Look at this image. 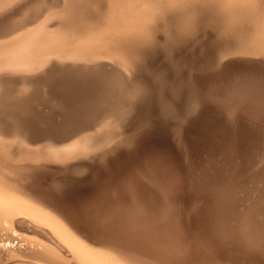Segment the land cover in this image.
<instances>
[{
	"label": "rangeland",
	"instance_id": "obj_1",
	"mask_svg": "<svg viewBox=\"0 0 264 264\" xmlns=\"http://www.w3.org/2000/svg\"><path fill=\"white\" fill-rule=\"evenodd\" d=\"M116 1L0 0V138L10 141L0 143V201L2 197L17 198L15 200H18L19 198L29 199L32 195L36 196L37 194H64L71 197L74 194V188L84 185V183L67 177L64 171L65 162L71 164L81 162L90 169L94 165L95 169L101 168L98 158L104 152H102L103 149L89 148L82 156L81 161L79 160V151L83 145V140L86 138H89L92 142H95V145L100 147L111 143L114 144L112 146L115 149L122 146L130 149L131 144L123 140V138L130 135V132H143L146 129L151 130L161 126V128H167L165 130L166 136L168 140L171 138L170 143L174 144L176 141L172 142V132L189 120L191 121L192 117L204 106L225 100L231 102L244 100L264 102V48L262 49L264 47V37L262 36L264 33L261 34L260 32L264 31V22L261 23L264 16L262 15L264 14V0H260V2L259 0H244V2L243 0H228V2L222 0L224 1L223 4L228 3L225 6L221 5L222 3L220 4L221 0H155L157 5L152 0H139L140 2L138 0H130L131 2L127 0L129 3L125 0H121L120 3L118 0L120 8ZM147 1L150 3L144 5ZM106 2L110 6L106 5ZM170 2L177 6L169 8L168 4ZM217 2L221 6L220 12L217 10L219 7ZM150 5L161 8L157 10L155 7L150 8L153 7ZM127 6L130 8L127 9ZM109 7H114V12L112 11L113 8L109 11L107 9ZM177 7H179L178 10ZM222 7L225 8L223 11L226 13L222 11ZM239 7L240 9H238ZM121 8L122 11L132 9L142 16L149 15L152 17L151 27L149 28L150 40L146 46H141L142 49H139L141 51H138V54L137 49L135 50L136 55L132 51L133 59L130 62L127 60L125 66H132L133 69L122 66L126 73L115 64L120 57L115 58L117 56L111 53L99 55L96 52L78 49L73 47L71 41H67L75 33L79 34L90 29H101L99 19L103 16V13H106V16L109 12L115 13L116 10L122 12ZM151 9L157 10L156 12L153 11L156 13L155 17ZM239 10L241 12L238 13ZM162 11L164 16L167 15L165 19L167 21L171 20L172 23L168 29L166 26V30L163 28L164 25L162 26L163 21L159 22L164 17L160 15ZM227 13L229 16H227ZM257 16L259 19H257ZM230 17L232 18L230 19ZM154 23L156 26H153ZM183 25L185 26L184 29L182 28ZM256 25L263 27L260 29V26ZM152 27L156 28L153 29ZM254 27L256 29L258 27L257 30L260 31L257 32ZM258 33L261 36H258ZM255 34L256 40L254 39ZM34 39L39 43L41 40V44H47L51 42V39L64 40L62 42L65 46L55 49L49 55L34 62L27 61L20 55L21 48L22 45L25 46ZM26 42L28 43L26 44ZM62 42L59 45H63ZM247 44H251L252 48ZM257 46L260 47V51L256 49ZM253 52L256 53L253 54ZM250 54L254 55L255 59ZM249 56H251L250 59ZM261 56L263 57L259 60ZM124 60L126 61V59ZM124 60L120 58L118 61H123V63H120L124 65ZM133 60L134 66L131 64ZM17 104L21 107H18ZM121 114L124 117H121ZM118 116L120 117L118 121L120 119L123 126H119L116 124L117 121L110 119L111 117L117 119ZM106 117L110 118L106 119ZM122 118H124V121ZM220 118V121L224 122V117L221 116ZM103 119L106 120L96 125ZM15 129H20L19 131L25 132L30 138L35 137V143L27 141ZM247 129L249 128L240 127V130H236L226 126L208 127L206 130H212L209 132L214 133L217 137L228 138V136L230 137L237 132H246ZM57 138H62L64 141L61 143V141L55 140ZM66 144L68 146L67 155L64 154L62 149V146ZM199 144L200 142L197 141L194 146ZM115 145H118V147ZM200 149L197 158L193 156L191 161L196 162L197 160L196 164H199L200 160L199 165H204V163H207V155H205L204 150L206 149L205 144L200 145ZM165 150L162 159L170 160V176L173 177L175 174L174 177H176L181 174L187 178L185 176L187 174L182 173L185 172L189 175V170H187L189 168H187V162L185 161L186 164L184 162L186 165L184 166L182 163L184 159L181 160V158L190 156L186 154L187 151L177 149L175 144L174 147L169 144ZM202 153L204 156L201 155ZM174 154H178L177 156L181 161L174 159L172 157ZM254 156L255 153L253 159L251 157L252 160H255ZM200 157H205V160L203 161ZM220 158L218 156L219 162L222 160ZM250 163L247 164V169L253 167V164L251 167ZM180 164H183L187 171ZM255 164L257 166V163H254V167H256ZM262 166L264 167V164ZM255 169L257 170V167ZM221 170L219 174L223 177V173H227V168L223 167ZM83 171L85 170L78 171V173L81 174ZM78 173L74 178L79 180H86L90 176L88 172H85V176L83 175L84 172L81 175H78ZM226 173L224 177L225 175L227 177L228 174ZM96 174V176L95 174L91 176V180L96 179L97 176L98 179H104L103 174ZM33 177L34 179L40 177V179L50 184L36 187L37 181H34ZM243 180H240L243 181L242 184L248 182L246 181L248 178ZM252 182H248V187L247 183L242 185L245 190L247 189V193L254 185ZM262 183L259 182L258 184L261 186ZM244 189L242 188V190ZM252 191H249V194ZM210 193L211 190L208 191L207 188L205 195L209 197ZM242 193H239V195L242 196ZM253 193L251 195H254ZM198 201H194L196 204L191 202V206H189L191 208H201L202 202L200 201L201 204H198ZM10 209H14V207H10ZM40 209L44 211V208ZM7 210H9L8 207L0 205V241L2 240L0 242V264H35L33 261L34 251L40 246L49 244L50 241L56 242V238L44 226H37L39 227L37 229L33 228L35 223L27 216L13 214L14 210H10L12 212L5 214L4 212ZM192 216L182 211L181 224L179 223V226L176 227L178 234L181 233L180 237H183L182 240L186 247H190L188 250L191 253L189 252L188 256L185 255L184 264H190L191 262L192 264H202V262H204L203 264H224L223 262H226L225 264H264V255L261 254L264 250V242L260 240L261 238L264 239L262 237L264 232H261L264 231V226L263 230L259 231L262 233L259 240L256 239L258 235H255V233L247 234L246 237L245 233L250 232L248 231L250 225H247V228L244 227V229L238 227L241 234L246 230L248 231L243 235L247 239H252H250V242L248 239L247 246L251 248V251L253 250L254 256L243 257L238 255V258L233 259L231 255V259L227 258L228 256L226 257L227 254H216L215 256L214 252L213 254L193 255L199 236L195 237L192 224L197 218ZM251 220L248 219L247 221L252 223ZM200 221L203 228L197 229L198 233L203 232L205 229V218ZM16 222H20L23 226ZM5 230L7 231L5 232ZM2 236L4 239H2ZM253 238H255V241L257 240L256 243L255 241L252 243ZM260 241L262 244H260ZM250 243L260 245L259 247L255 245L252 247ZM258 248L260 249L258 250ZM12 252L13 254H11ZM227 253L233 252L229 251ZM255 255L257 259L254 258ZM243 259L244 261H241Z\"/></svg>",
	"mask_w": 264,
	"mask_h": 264
},
{
	"label": "bare ground",
	"instance_id": "obj_2",
	"mask_svg": "<svg viewBox=\"0 0 264 264\" xmlns=\"http://www.w3.org/2000/svg\"><path fill=\"white\" fill-rule=\"evenodd\" d=\"M117 1L116 4L119 6L120 4ZM120 1L121 0H119V2ZM125 1L129 3L130 0L129 1L125 0ZM152 1H154V4H156L155 0ZM148 2L149 1L143 3H145L144 5L146 4L148 5ZM106 3H107L106 5L110 6L108 2ZM223 3L224 1L220 2V4L224 6L225 4H228V3L225 4ZM249 4L251 3L249 2ZM168 5L169 8L177 6L171 2ZM83 7L82 9H84ZM114 7H112L113 10L110 7L107 9H109V11L112 10L114 12L115 10ZM154 7L155 6L150 8H154ZM220 7L221 6L219 5L218 9L217 8L215 9L219 11ZM128 8L130 7L127 6V9ZM155 8H157L158 10V8L161 7L157 6ZM178 9L179 7H177V10ZM221 9L223 11L225 8L223 9L222 7ZM238 9H240V7ZM241 10H239L238 13L241 12ZM250 10L253 9L251 8ZM153 11L154 10H152V12ZM163 13L164 12L162 11L160 15L164 16ZM230 13H231V9H230ZM105 14L106 13H103V16L99 19L100 21L99 27L101 29H90V30L86 29L87 30V31L85 30L86 32L73 34L72 35L73 37H71V39L67 41H71L73 47H76L78 49L81 48L84 50H89L92 52L99 53V55L111 53L117 56L115 58L120 57L123 60L126 59V61L124 60V65L121 64L123 63V61L122 62L120 61L121 63L118 61L120 58L116 60L115 63L120 67V69L123 72H125V69H123L122 66L128 69L129 68L133 69L132 66L131 67H129L128 65L125 66L126 65L125 62H127V60L129 62L132 61L133 59L132 58L133 55L131 54L132 51L134 55H136L135 52L136 49L138 54V51H141L139 49H142L141 46L143 45L146 46L148 44L150 40L149 28L151 27L150 23L152 21V17L149 15L142 16L138 12L133 11L132 9L122 12H118L116 10L115 13L109 12V14L106 16ZM155 14L156 13H154V17ZM227 16H229L228 13ZM258 16L257 19L260 18V16L259 18ZM165 17L167 18V15H165L163 19L158 18L160 19L159 22L163 21L162 26L164 25L163 27L164 30H166V26L168 29V27L172 25L171 20L167 21ZM232 17H230V19ZM261 21H260L261 23L264 22V16H263V20ZM153 26H156V24L154 23ZM184 27L185 26L183 25L182 28L184 29ZM258 27L257 29H259ZM262 27L260 26V29ZM152 28L154 29L156 27H152ZM254 29L256 28L254 27ZM257 29L256 31L259 32L260 30L258 31ZM260 32L261 34L264 33V31L263 32L260 31ZM257 35L261 36L259 35V33ZM254 36L253 37L256 40V34ZM262 36L264 37V34ZM65 39L66 37L64 38V40ZM41 40L40 43L36 39L32 40L30 43L26 42V44L27 43L28 44L25 46L22 45L20 55H22V57H24L27 61L34 62L37 59H40L42 57L44 58L45 56L49 55L50 53H52V51H55V49L65 46V44L62 42L64 40L56 41V39H51V42H48L47 44H41L42 43ZM61 42L63 43V45H59ZM258 43L259 42L257 41V45ZM248 46L252 48L251 44ZM258 46L256 49L260 51V47L258 48ZM263 48L264 47H262V49ZM155 51L157 50L155 49ZM254 53L256 52H253V54ZM251 56H249V59ZM262 57L263 56H261L259 60H261ZM131 64L134 66V60L133 63ZM144 93H145V88H144ZM5 96L6 95L4 94V97ZM7 100L9 101V99ZM216 104L202 107L200 111L194 117H192L191 121L189 120L186 124L181 125V127H179L177 130L173 132L171 131L172 142L176 141L174 142L175 147L177 149L187 151L186 154L190 155L188 158H181V160L184 159L182 163L184 164V162L186 161L187 164L186 162L185 164L187 165V168H189V169L186 168L187 170H189L188 171L189 175L188 173L185 172L182 173L184 175L187 174L188 176L185 175L187 178L183 177V175H181L180 173H179L180 175L177 174L179 176L176 177H174L175 174L173 175V177L170 176L171 173V168L169 164L170 160L162 159V154L166 152L165 149L169 146V144L173 147L174 144L170 143L171 138H169L168 140L166 136L165 130H167V128L164 127L165 128L164 129L161 128L160 126L153 128L151 130L146 129V131L143 132H137V131L135 133L130 132V135L128 137L123 138L124 142L126 143L129 142L131 144L132 147H130V149L126 147L123 148V146L115 149V147H113L114 144L111 143L109 144L107 143L103 147H100L99 145H95V142H92L89 138L84 139L83 145L80 148L81 150L79 151V157H80L79 160L81 161L82 156L86 153V151L89 148L95 149L97 147L99 149H103L102 152L103 151L104 152L100 154V157L98 158L101 168L95 169L94 168L95 165H94L93 168L90 169L88 166L82 164L81 162L74 164L65 162L64 171L67 177L70 179L72 178V180L74 179L77 182L84 183V185L77 186L74 188V194L71 197L64 194H56V195L37 194L36 196L32 195L29 199L19 198L18 200H15L17 198L2 197V200L0 201V205L6 206L9 209L6 212H4L5 214L12 212L10 210H14L12 212L13 214H23L27 216V218H29L32 222L35 223L34 226L28 223L30 226H33V228L35 227L36 229L39 228L37 226H44L51 234H53V237L56 238L54 239L57 243L54 241H50L49 244H46L45 246H40L37 248L36 251H34V255H33L34 263L35 264H184V261L186 259L185 255L187 256L189 255L190 251L188 249L190 247L188 248L186 247V245L182 240L183 237L182 238L180 237L181 233L178 234L179 232L177 231L176 228L177 226H179V223L181 224L180 216L182 214V211L185 213H189L191 216L193 215L194 218L196 217L198 220V221L195 220L194 224H192L196 235L195 237L199 236L198 237L199 239L196 242L197 247L194 249V252L192 253L193 255L195 254L202 255V253L213 254L214 252L215 256L216 254L217 255L227 254L226 255V257L228 256L227 258H231L232 255L233 259L238 258V255L239 256L242 255L243 257L252 256L253 250L251 251V248L250 247L248 248L247 246L249 238L247 239L243 235V233H245L247 230L245 229L246 231L241 234V230H239L240 231L239 232L238 229L242 227H243L242 229H244V227L247 228L246 226L250 225V230H248L250 232L247 231L248 233H245L246 237L247 234L249 235L255 233V235H258L256 238L258 240L260 238V235H262V233L264 232L261 231L264 229L263 228L264 226V167L262 166L264 164L263 161L264 160V102L250 101V100L231 102L225 100V101H220ZM18 107L21 106L18 105ZM220 115L224 117L225 120L226 119L227 120L221 122ZM120 116L122 117L123 115L121 114ZM109 118L110 117H106V119ZM118 118L120 117L118 116L117 119L111 117L110 119L117 121L116 124H118L119 126H123L121 124L122 123L121 120L119 119L118 121ZM106 119L99 121L96 125H98L99 123L103 122ZM122 119L124 121V118ZM125 124L126 123L124 122V125ZM226 126L228 128L236 129V130H240V127H246L249 129H247L246 132H237L231 135L230 137L228 136V138L217 137L214 135V133L209 132L212 130H206L208 127L217 128V127H226ZM19 130L16 131H18L27 141L35 143L36 141L35 137L32 136L33 138L32 137L30 138L29 136H27L25 132H21ZM55 140H59L61 141V143L64 141L62 140V138H57ZM197 141H199L200 144L194 146V144H196ZM8 142L10 141L3 140L0 138V143H8ZM202 144L203 145L205 144L206 146V149L204 150H205V155H207L206 157L207 163L203 162L204 165H199L200 164L199 159H198L199 164L198 163L196 164L197 160L196 162L194 160L191 161V158L193 159V156L197 158L198 155L197 153L199 150H201L200 145ZM115 146L118 147V145ZM193 146L194 148H192ZM62 149L64 151V154L67 155L68 153L67 144L63 145ZM254 153H255L254 156L255 160H252ZM177 155L174 154L172 157L179 161L180 159L178 158ZM201 155L204 156L203 153ZM218 156L222 158L220 162L218 161ZM200 158H202L203 161L205 160L204 159L205 157H200ZM251 160L253 167L252 164L250 163ZM249 163L251 167L254 169L250 167L248 168L249 170L247 169V164ZM254 163H257V166L255 164L257 170L255 169L256 167H254ZM183 164L180 165L183 166ZM185 164L184 166H186ZM184 166L182 168H184ZM220 167L222 169L223 167L227 168L226 170L227 173L225 172L226 174H228L227 177L226 175L224 177L225 173L223 172H222L223 177L220 176L219 173L220 171H222ZM82 170H85L83 171L84 173L82 172L84 176H85V172H88L90 174L89 177L88 175H86L88 179L86 178V180L85 179L79 180L74 178L76 173H78V171L81 172ZM93 173L95 174V176L97 175L96 173L98 174L101 173V175L103 174L102 176L104 177V179L100 178L101 176L99 175L100 176L99 178L101 180L98 179V176L96 177V179L94 178L95 180L94 179L91 180L92 178L91 176L94 175ZM81 174L78 173V175ZM247 178L248 180L246 181L248 182L255 181V183L252 182V184L254 185L251 186L253 188L254 193L252 191V188L251 190H248L247 193L246 192L247 189L245 190L244 186L242 187V185L246 183L248 187V182L242 184L243 181L245 182V180L243 179H247ZM249 179L251 180L249 181ZM33 180L37 181L36 187H40L41 185L44 184H50L40 179V177L39 178L36 177L35 179L33 177ZM257 182L258 183L260 182V184L263 182L262 183L263 186L262 185L260 186V184H258ZM249 185L251 184L249 183ZM241 187L244 190H242ZM207 188L208 191L209 189L211 190L209 197L205 195ZM38 189H42V188H38ZM249 191L250 192L252 191L254 195H251L252 193L249 194L250 193ZM241 192H243L242 196L241 194L239 195V193ZM9 199H14V200H9ZM196 200L197 201L200 200L202 202L201 208L199 209H197V207L196 208L190 207L191 202L193 204L194 201ZM200 201H198L199 202L198 204H201ZM10 207H14V209H10ZM40 208H44V211L41 210ZM204 218L206 222L204 224L205 229L204 231L201 230L203 232L198 233L197 229H201L200 227L203 226V225L201 226L202 222L200 220H204ZM186 219H187V214H186ZM248 219L249 221L251 220L252 223L248 222L247 221ZM16 223L22 225L20 222H16ZM27 228L28 227H26V229ZM40 229L43 230L42 228ZM6 231L7 230H5V232ZM259 231H261L262 233ZM262 237L264 238V236ZM2 239H4V237ZM253 239L254 240L252 243H254L255 241V238ZM185 240L187 239L185 238ZM260 240H263L262 242H264V239L261 238ZM262 242L260 244H262ZM260 244H258V246L255 244L253 245L259 247ZM259 249L260 248H258V250ZM229 251H232L233 253H229L230 254L229 255L227 253ZM11 254H13V252ZM261 254L264 255V250L261 252ZM254 258H256V255ZM244 259L241 261H244ZM203 263L204 262H202V264ZM223 263L225 264L226 262ZM190 264H192V262Z\"/></svg>",
	"mask_w": 264,
	"mask_h": 264
}]
</instances>
